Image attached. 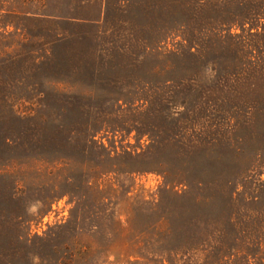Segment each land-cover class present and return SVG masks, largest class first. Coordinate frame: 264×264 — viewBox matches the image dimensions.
I'll return each mask as SVG.
<instances>
[{
  "label": "rangeland",
  "instance_id": "obj_1",
  "mask_svg": "<svg viewBox=\"0 0 264 264\" xmlns=\"http://www.w3.org/2000/svg\"><path fill=\"white\" fill-rule=\"evenodd\" d=\"M0 264H264V0H0Z\"/></svg>",
  "mask_w": 264,
  "mask_h": 264
}]
</instances>
